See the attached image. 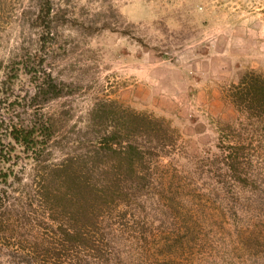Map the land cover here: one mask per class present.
Wrapping results in <instances>:
<instances>
[{
    "label": "rangeland",
    "instance_id": "1",
    "mask_svg": "<svg viewBox=\"0 0 264 264\" xmlns=\"http://www.w3.org/2000/svg\"><path fill=\"white\" fill-rule=\"evenodd\" d=\"M59 8L42 51L45 67L72 85L43 109L58 137L76 139L100 99L165 117L184 143L180 160L167 158L158 173L168 182L177 178L179 192L114 208L89 233L98 249L55 254L62 239L38 202L35 163L19 150L15 176L22 182L11 178L5 200L19 207L11 222L16 237H0V264H264V134L253 136L229 99L244 72H264V0H64ZM36 9L37 0H0V67L20 49L41 46V29L32 24ZM21 77L15 95L23 97L34 86ZM230 122L253 142L245 156L252 180L245 189L222 191L216 167H203L202 159L222 153L231 135L222 129ZM63 157L54 146L47 163ZM56 195L50 201H65L64 193ZM32 201L38 208L23 214ZM36 242L53 250L36 255Z\"/></svg>",
    "mask_w": 264,
    "mask_h": 264
},
{
    "label": "trees",
    "instance_id": "2",
    "mask_svg": "<svg viewBox=\"0 0 264 264\" xmlns=\"http://www.w3.org/2000/svg\"><path fill=\"white\" fill-rule=\"evenodd\" d=\"M56 1L37 0L32 24L41 29V46L20 49L8 64L0 67L5 76L0 80V184L6 186L0 189V237H16L11 222L19 207L17 202L5 200L11 178L14 177V184L22 182L15 176L17 163L14 161L21 150L35 163L32 182L40 185L42 201L38 202L44 216L53 223L52 230L62 239V249L55 252L61 254L63 250L98 249L94 236L89 233L105 225L112 209H131L138 201L176 196L179 192L177 178L168 182L164 175H159L158 168L167 158L180 160L184 141L180 129L165 117L139 112L113 99H100L93 104L86 125L78 131L76 139L64 143L58 137L56 121L43 109L49 102L64 96L67 87L72 85L54 76L45 67L42 55L44 46L53 39L51 35L64 0H58L60 4ZM107 28L113 27L104 25L101 29ZM124 34L131 35V31L126 29ZM139 42L149 47L144 40L139 39ZM23 75L30 78L34 91L22 97L15 95V87ZM229 99L252 126L253 136L260 131L264 134V72H244L239 82L231 85ZM227 124L222 130H229L231 135L222 142V153L204 156L202 164L217 169V183L222 191L245 189L252 180L245 156L253 142L244 137L236 123ZM54 146L64 157L59 163L48 164ZM153 192L155 197L151 196ZM63 193L65 201H50L55 194ZM36 208L37 202L32 201L23 214L33 213ZM35 244L36 255L50 254L53 250L48 248L44 252L38 242ZM26 262L33 264L32 260V263Z\"/></svg>",
    "mask_w": 264,
    "mask_h": 264
}]
</instances>
